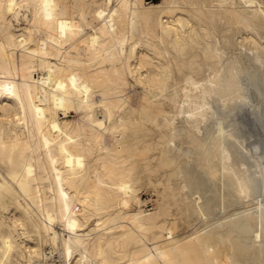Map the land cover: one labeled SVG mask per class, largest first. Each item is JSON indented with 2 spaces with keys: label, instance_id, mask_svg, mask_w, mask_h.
<instances>
[{
  "label": "bare ground",
  "instance_id": "bare-ground-1",
  "mask_svg": "<svg viewBox=\"0 0 264 264\" xmlns=\"http://www.w3.org/2000/svg\"><path fill=\"white\" fill-rule=\"evenodd\" d=\"M0 173V264H264V0H0Z\"/></svg>",
  "mask_w": 264,
  "mask_h": 264
},
{
  "label": "rangeland",
  "instance_id": "rangeland-1",
  "mask_svg": "<svg viewBox=\"0 0 264 264\" xmlns=\"http://www.w3.org/2000/svg\"><path fill=\"white\" fill-rule=\"evenodd\" d=\"M147 2H159L160 0H146ZM21 16L23 17V19H26V20H31V16L26 12V10H25V8H21ZM15 25H16V31L17 30H19V29H21V28H23V27H25L26 26V22L25 21H23V20H20L19 22H17V23H15ZM236 42H237V46H236V48H235V45H236ZM236 42H234L235 44H233V47L232 46H230L229 47V51H230V48H233V49H231V51L230 52H236V53H238V49H240L238 46H240V42L239 41H237L236 40ZM239 44V45H238ZM249 46V45H248ZM248 46H243V48L245 49V47H246V49L248 50ZM250 47V46H249ZM243 51L244 53H246V54H250V51L248 50V51ZM227 54H229V53H227ZM132 90H134V91H130V94H131V101L133 102V103H136V101H137V92H136V90L135 89H132ZM248 108V107H247ZM247 108H244L245 110H243V113L245 114V115H249L250 114V112L252 111H250V109H248L247 110ZM245 111V112H244ZM243 113H242V115H243ZM240 114V113H239ZM238 114V116L240 117V120L241 121H243V123H244V121H245V124H246V126L245 127H248L247 129L249 130V129H251L250 127H252L253 126V124H252V120L248 117V116H242L241 114L239 115ZM70 117L68 118V119H71V120H74V119H78V115L75 113V112H72L70 115H69ZM237 116V117H238ZM243 118H242V117ZM61 117H64L63 115H61ZM238 117V118H239ZM245 118V119H244ZM244 124V125H245ZM254 131L255 130H253V133H254ZM259 135V133H258V131L256 130V132L254 133L255 135L254 136H252L253 138H250L248 141H247V145H248V147L250 148V147H252V146H254L256 143H257V141H258V138H257V134ZM253 135V134H252ZM107 142L109 143L110 142V140L109 139H107ZM142 177H143V180L145 179V181H142V183H141V186H140V188H141V191H140V196H141V198H142V200L144 201V203L146 204V205H143V208H145V209H147V210H149V209H152L153 207H155L156 206V204L158 203V198H159V188H154V187H152L151 185H147L148 184V181H147V174H145V173H143L142 174ZM145 177V178H144ZM2 178V174L0 173V179ZM146 183V184H145ZM142 185H143V187H142ZM147 185V186H146ZM219 188V190L221 189L220 188V186L218 187ZM250 199V200H249ZM248 200H244L241 204H238L237 206H235V207H230V208H228L227 210H223V209H221L220 208V206H219V208H216L215 210L217 211H214V215H213V217L212 218H210L209 219V221H208V223L210 222H212V224H215L216 225V223L218 224L220 221H222L223 220V218L225 217V216H229V215H232L233 213H235V212H238V213H240V214H242L243 212H244V214H249V213H252L253 211H255V209H256V207L254 206V205H250V204H252L253 202H252V198H249ZM146 201H147V203H146ZM251 202V203H250ZM137 209H138V207L134 204V203H132L131 205H130V207H129V210L130 211H137ZM184 225V226H183ZM195 225H196V227L197 228H201V227H204V224H202V223H199V222H195ZM206 225V224H205ZM182 226V228H180V230L177 232L179 235L178 236H182L183 237V235H187L188 233H191V232H193V230H195V229H193V227L194 226H192V227H188L187 226V224H182V223H180V227ZM190 228H192V229H190ZM189 235V234H188ZM58 254L56 253L55 254V257H54V260H55V263L57 264H60L61 262V260H60V258H58ZM58 261V262H57Z\"/></svg>",
  "mask_w": 264,
  "mask_h": 264
}]
</instances>
